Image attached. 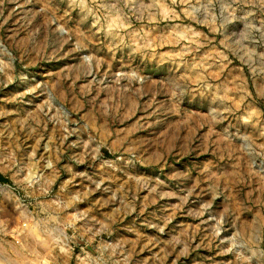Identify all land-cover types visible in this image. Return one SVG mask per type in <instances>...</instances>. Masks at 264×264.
I'll use <instances>...</instances> for the list:
<instances>
[{
	"label": "rangeland",
	"instance_id": "rangeland-1",
	"mask_svg": "<svg viewBox=\"0 0 264 264\" xmlns=\"http://www.w3.org/2000/svg\"><path fill=\"white\" fill-rule=\"evenodd\" d=\"M0 264H264V0H0Z\"/></svg>",
	"mask_w": 264,
	"mask_h": 264
}]
</instances>
